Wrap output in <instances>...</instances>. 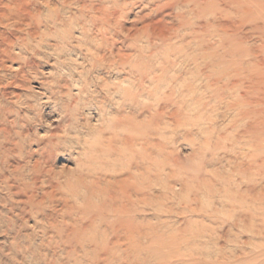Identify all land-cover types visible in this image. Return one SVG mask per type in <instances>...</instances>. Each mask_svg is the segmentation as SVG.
<instances>
[{"label": "rangeland", "instance_id": "374dc122", "mask_svg": "<svg viewBox=\"0 0 264 264\" xmlns=\"http://www.w3.org/2000/svg\"><path fill=\"white\" fill-rule=\"evenodd\" d=\"M19 1L0 264H264V0Z\"/></svg>", "mask_w": 264, "mask_h": 264}, {"label": "bare ground", "instance_id": "6f19581e", "mask_svg": "<svg viewBox=\"0 0 264 264\" xmlns=\"http://www.w3.org/2000/svg\"><path fill=\"white\" fill-rule=\"evenodd\" d=\"M19 0H17V2H18ZM193 1H195V0H193ZM197 1V0H196ZM219 0H206L205 2H206V4H205V7H199L198 8V10H196L198 13H210V14H216L217 12H218V10L217 9H214V10H212V8H213V6H215V4L218 2ZM222 1V0H221ZM20 2V1H19ZM229 27H231V26H229ZM225 31H227V29L225 30ZM212 33H214V34H216V35H219V33H217L216 31L215 32H212ZM229 39V38H228ZM226 41V38H225V40H224V42ZM232 40H230L229 39V42H231ZM233 41H234V39H233Z\"/></svg>", "mask_w": 264, "mask_h": 264}]
</instances>
